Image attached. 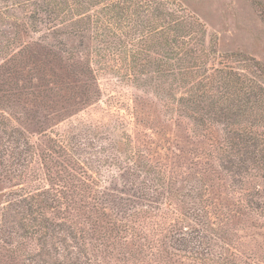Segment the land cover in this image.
<instances>
[{"label":"rangeland","instance_id":"374dc122","mask_svg":"<svg viewBox=\"0 0 264 264\" xmlns=\"http://www.w3.org/2000/svg\"><path fill=\"white\" fill-rule=\"evenodd\" d=\"M166 1L0 0V264H129L114 244L96 253L104 231L91 226L177 214L264 264V98L237 84L264 86V0ZM179 7L203 29L174 46L153 27ZM59 144L89 174L84 192L67 191L81 216L47 209L52 233L32 235L14 205L62 185L59 164L72 163ZM148 179L158 192L147 199ZM153 252L130 262L188 264L169 247Z\"/></svg>","mask_w":264,"mask_h":264},{"label":"trees","instance_id":"16d2710c","mask_svg":"<svg viewBox=\"0 0 264 264\" xmlns=\"http://www.w3.org/2000/svg\"><path fill=\"white\" fill-rule=\"evenodd\" d=\"M169 1L171 0H167L166 2L169 3ZM171 4H173L172 1ZM165 13L168 18L166 26H164L163 28L162 26H156L159 25L156 24L153 27V31L156 34L161 33L162 35H164L165 40H172L174 46H178V40L183 41L179 45H187L190 42L184 41L186 37L190 39L191 35H196L197 33L202 32L203 26L200 25L198 20L195 19L193 16H191L190 14H186L185 10H183L182 8H166ZM86 20H89L91 22V17H86ZM98 27L99 29H101L100 25L96 28ZM103 37H106L105 34L98 33V38ZM113 37L114 39H118L115 34ZM124 37L126 40L135 39L129 38L126 35ZM183 49L186 48L183 47ZM177 60V62L182 63L181 61L183 60V58L179 57V59L177 58ZM256 69L257 71H259V75L257 76L264 77V68H259L258 66H256ZM189 77H191V82L195 81L197 85L196 80H194L195 76L191 75ZM244 78L246 82L237 83L239 85L238 91H254L256 96H259L261 99H263L264 86L259 85L258 82L255 81V78ZM209 79V77H206L203 81H201V86L205 85L207 83V80ZM59 147L63 149V153L65 152V155L63 156H67V158H69L67 160L68 163H72L69 164L71 166H68L67 162L64 165L59 164V167L62 168L61 172L63 171L64 175V179L60 180V183H62V185L55 184L56 188H51L48 186L47 188L41 190V192H39L36 196L30 197L28 200L33 202V204H27L29 205V207L25 211H23L22 208L26 207L24 203L27 201V199L22 198V201H18V204L14 205L15 207H18L20 209V214L22 217H32L31 219L34 221V223L29 225V227L25 226V228L30 230V233L32 235H38V232L42 233L41 231H47L49 233H52V229H50L49 226L44 224L45 222H49L48 217L44 214L47 209L60 213L62 211L61 206L65 205L67 209L74 212L73 216L76 219L81 216L80 214H78V212L80 211V207L82 206V204L77 203L76 199L68 198L67 191H70L71 189L69 188L72 187V191H74L75 188H78L77 190L84 192V190L79 189V187L81 186L82 188L84 185L87 184L89 180V174L86 169L83 170L82 162L75 161L76 159L73 160L72 158H70V154L68 155V149L63 147L61 144H59ZM73 164H75V166L77 164L79 168L76 166V168L74 169ZM156 183L158 182L155 179L144 180V182H142L139 187L141 196L147 199L154 197V195H156V193L158 192V186ZM74 194L75 192H73V195ZM82 196L83 194L81 193L78 196V201L83 202V200L81 199ZM34 203H37L36 206L38 209H34V211H32V206L34 205ZM242 203L243 200L241 199V204ZM164 207L170 208L171 203H166ZM242 208H251V206L245 203ZM171 212L175 213L176 210ZM178 218L179 217L177 214L175 218L167 222L157 220L155 222H152L151 224H146L142 221L130 220V222L126 225L123 223L120 224L121 222H119L117 219L114 221L110 220L108 222L103 221L104 224L98 225V228L95 227L94 224L93 226H91V229L93 231H104L102 240L105 241V243L100 244L98 249L96 248V246H92V248L94 249V251H96V253H98V251L102 250L103 247L101 253L108 258L111 254L106 248L108 247L106 242L109 243V248L111 247V244H114V246L116 247V254H119L121 256L126 254V256L123 257H128L126 260H128L129 264H135V262H130L131 260L145 263L144 260H148V258L151 257H156V254L153 251L157 252L159 248L163 246L164 249L165 247H169L176 252H181L183 254L184 259L188 260V264H251L250 262H248L250 259H252L250 253H248L247 251L241 252L236 248L230 250V246L226 242V246L218 244L215 239L208 235L207 230L204 226L205 224L201 225V227L182 226L180 225L181 223L178 222ZM75 222L76 221L72 218L69 227L76 225L77 223ZM14 234L17 235L16 232L9 233V235L11 236H13ZM82 234H84V231ZM124 234H127L128 237H124ZM79 240H81L83 243H85V241L87 242V239L84 236H81ZM128 248H131V250L135 248V250L134 252H130ZM123 249L127 251L122 252ZM148 249L151 251H149L148 253L145 252V250ZM144 253H147L146 256L142 255ZM139 255L142 256L140 258H137ZM76 258L77 260H83L87 257L86 255L82 254V251H80L79 256Z\"/></svg>","mask_w":264,"mask_h":264}]
</instances>
